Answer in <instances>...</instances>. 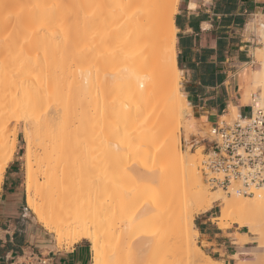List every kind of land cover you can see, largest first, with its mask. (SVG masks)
Listing matches in <instances>:
<instances>
[{"label":"bare ground","instance_id":"obj_1","mask_svg":"<svg viewBox=\"0 0 264 264\" xmlns=\"http://www.w3.org/2000/svg\"><path fill=\"white\" fill-rule=\"evenodd\" d=\"M179 2L0 0V28L28 32L0 64V191L17 151L14 120L24 125L28 207L58 246L90 241L92 264H223L195 240L196 214L217 201L220 227L229 220L248 227L264 248V189L252 197L211 191L187 152L198 123L180 89ZM263 78L260 68L246 82ZM159 108L185 120V150L181 127L160 125ZM130 157L139 159L134 167ZM115 169L121 179L104 178Z\"/></svg>","mask_w":264,"mask_h":264},{"label":"crops","instance_id":"obj_2","mask_svg":"<svg viewBox=\"0 0 264 264\" xmlns=\"http://www.w3.org/2000/svg\"><path fill=\"white\" fill-rule=\"evenodd\" d=\"M263 17L264 0H180L175 14L178 67L182 92L198 117L214 124L229 114L232 105L241 114H250V104L242 101L246 79L259 65L256 48H264V31L258 26ZM16 161L8 168L14 177ZM7 185L14 188L15 179ZM206 224L202 219L197 228L207 248L224 261L233 260L240 248L237 236L245 233L215 232ZM28 242L43 248V254L48 252L43 257L48 264L91 263V249L83 240L70 249L54 250L38 227L24 219L12 224L0 211V263L24 264L22 250Z\"/></svg>","mask_w":264,"mask_h":264},{"label":"rangeland","instance_id":"obj_3","mask_svg":"<svg viewBox=\"0 0 264 264\" xmlns=\"http://www.w3.org/2000/svg\"><path fill=\"white\" fill-rule=\"evenodd\" d=\"M83 1L84 0H76V4L78 6H80L81 2L83 3ZM6 26H8V25H6ZM3 27H5V26H3ZM8 27L7 28H0L1 29L0 30V38H1L0 41L3 42L4 39H6V38H8V41H9V43L6 46L5 45L3 46V44H1V46H0V64H1V60H3V59L7 60L10 57H12V55H14L16 45L19 44V42L22 40V37L24 35L28 34V32H22V31H16V30L12 31L15 28L13 27L11 30V28H8ZM34 46L35 45H32L30 48L33 49V48H35ZM256 53H257L256 54V60H257L259 65L257 67H255V70L260 69V68H264V48H262L261 51H256ZM81 64H84V61ZM49 66L53 69V61L49 62ZM80 68L83 69L82 66ZM259 83H260L259 85H257L258 83H256L255 86L247 83V86L245 88L244 99L242 101L243 103H251V94L254 92H258L259 89H261V88H264V80H262ZM180 89L183 91L181 81H180ZM262 97L264 98V95H262ZM4 100H5L4 97L0 96V103L3 102ZM263 104H264V102H263ZM160 105H158V106H160ZM161 107L164 108L163 105H161ZM163 108L162 109L159 108V109H161V111L162 110L164 111V114L161 113V116H163V118H161V119L159 118L160 120L158 119L159 124L162 126H166L169 129L181 127V129H180L181 131H179L180 132V139H181V141H180L181 147L178 149L185 150V138L190 137V140H189L190 142L187 143L188 147L186 146V149L188 148L187 152H188L189 156H191V157L195 156L194 158H196L197 170H199L198 172H200L201 171V169H200L201 165H199V163L201 164L202 160L205 158V153L210 149V146L212 144L211 140L213 137L210 136L211 134L207 135V129H209V128H210L209 129L210 132L208 131V133H211L212 123L208 122L207 119H206V121L204 119H202L204 117H202V118L198 117L195 114V112H193V110H192L193 116L194 117L196 116V120L198 123V124L196 123L197 124L196 129L198 128L197 129L198 131L195 130L196 132L194 131L195 133H190V136L188 137V135L185 134L186 131H185V127L183 124L185 120L183 119L181 121L180 119H178L177 114H174L171 110L166 111V110H164L165 108L164 109ZM157 109H156V112H157ZM231 117L229 115H225L221 119H226L227 121H234L235 119H237L238 115L235 117H232V118ZM184 118H185V114H184ZM159 124H155V125L158 126ZM17 126H18V143H17V151L15 154V158L13 159V160L17 159V161H16L17 167H14V169L15 168L17 169V173L15 174V177L10 175L9 170H8L9 165L7 166L4 181L2 183V187H1V191H0V211L5 212L7 219L11 220L12 224H15L17 221H22V219H24L25 222L26 221L30 222L32 224V226L35 225V227H38L40 230H42L44 233H46L48 235L49 242L52 244L54 250L70 249L77 243H74V244L65 243L61 247L58 246L56 239L54 238L55 237L54 234H50L44 227H42V225L37 221L35 215L32 213L31 209L27 205L26 186H25L26 170H25V162L23 159V155L25 152V145H26L24 132H23L24 125L22 123L18 124L14 120L11 121L10 126H9L10 127L9 134H10V139L12 140V138H13L12 132L14 131V129L17 128ZM200 127H201V129H200ZM203 131L204 132L206 131L205 132L206 134ZM202 133L205 134V135H203V137L201 135ZM177 137H178V135L173 136V139H171V141H170V147H173V140ZM189 143H190V146H189ZM133 158L137 159L136 157H132V159L130 157L129 160H130V162H132V163H130V164H132V166L134 164L137 165L136 164L137 161H134ZM107 159H108L107 161L111 165L117 164L116 159H114L112 156L107 157ZM129 160H128V162H129ZM131 160H133V161H131ZM137 160L139 161V159H137ZM12 162L13 161H11L9 164H11ZM133 162H136V163H133ZM163 164L164 163H162V165ZM158 165H160V164H158ZM163 167H165V166L163 165ZM200 174L203 178L202 172H200ZM11 178L15 179V185H14V188L9 189L7 184L10 183ZM104 178H108L109 180L114 181V180L121 179L122 175H121L120 171L115 169V170H109L104 175ZM177 180L178 179H175L174 182H173V180H171V183L173 182L175 184V182H176L177 185H180V183H177V182H180V180L179 181H177ZM140 183H141V181L128 183L127 187L133 188V187L138 186ZM142 183H143V181H142ZM176 184H175V186H176ZM205 184L207 185L208 189L210 188L209 190H211V191L218 189V188H216V189L211 188L210 185L208 186L207 182H205ZM167 185H168V183H167ZM172 186H174V185L172 184ZM174 188H176L178 190L179 186H176ZM219 189H221V188H219ZM227 195H231V194H227ZM244 196H247V195H244ZM250 197H252V196H250ZM221 207H222L221 201H217L213 204V206L211 207V209L209 211H206V212H203L200 214H196V216L194 218V225H195V227L199 226L201 220L205 219V220H207L206 225L208 227H210L212 231L220 232L222 230L232 229V230H236L237 233L239 231H243L244 233H247L248 237H246L245 235L237 236L238 246L240 247L238 249V253L235 255L233 260H230V261L222 260L221 257L217 254V252H212V251H210L209 248H207V246H209V245H207L205 243V241H202V236H201L200 232L198 235L195 236V240H196L197 245L199 247H201V249L207 255H210L214 259L221 261L223 264H245V263L246 264L247 263L248 264H264V248L259 247L261 235L259 233H252L249 231L248 227L240 226L238 223L232 222L230 220L228 221L229 227L227 229L221 228L220 225L215 220V218L221 214ZM246 238H248V239H246ZM83 241L85 243H87L91 249L90 241H88L87 239H84ZM43 252H44L43 248L37 247L33 243L28 242V244L25 245L24 250H22L23 255L27 259L23 263L24 264H41L43 257L49 256L48 252H45L44 254H43ZM0 264H3V263H0ZM90 264H92V249H91V263Z\"/></svg>","mask_w":264,"mask_h":264},{"label":"built area","instance_id":"obj_4","mask_svg":"<svg viewBox=\"0 0 264 264\" xmlns=\"http://www.w3.org/2000/svg\"><path fill=\"white\" fill-rule=\"evenodd\" d=\"M264 31V17L258 21ZM264 88L251 94V112L239 113L234 121L221 119L211 126L210 149L201 162V172L211 188L228 194L254 196L264 189ZM32 253V252H31ZM41 264H48L43 259Z\"/></svg>","mask_w":264,"mask_h":264}]
</instances>
